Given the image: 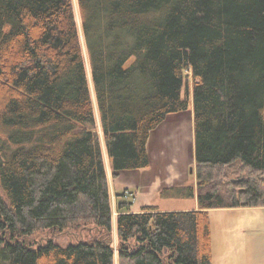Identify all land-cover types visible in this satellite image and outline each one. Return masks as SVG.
I'll use <instances>...</instances> for the list:
<instances>
[{
  "label": "trees",
  "instance_id": "trees-1",
  "mask_svg": "<svg viewBox=\"0 0 264 264\" xmlns=\"http://www.w3.org/2000/svg\"><path fill=\"white\" fill-rule=\"evenodd\" d=\"M76 1L0 0V264H212L209 211L264 206V0ZM188 73L196 181L159 193L198 208L113 203L101 141L111 175L149 166Z\"/></svg>",
  "mask_w": 264,
  "mask_h": 264
},
{
  "label": "rangeland",
  "instance_id": "rangeland-1",
  "mask_svg": "<svg viewBox=\"0 0 264 264\" xmlns=\"http://www.w3.org/2000/svg\"><path fill=\"white\" fill-rule=\"evenodd\" d=\"M73 2V8L76 11V16L78 20V4L76 0H72ZM81 32V31H79ZM82 36V33L80 34ZM81 43L84 45V55L86 53V68L88 77L90 79V68L87 67V52H86V44L83 43V38H81ZM89 65V61H88ZM91 82V81H90ZM192 77L188 73V76L184 79L183 84V91L182 95L186 97V95L189 98V108L186 111L182 112H175V116H170V120L168 123L164 124L163 127H161L160 130L164 129L166 126L168 127L165 131L167 134L168 141H171L169 143L164 151L162 152L163 160L164 157L168 156L169 159H166L164 162H157L153 161L154 163L146 168V171L148 172L147 175H151L154 177V175L159 171L163 174V176L166 175L164 167L167 165L168 169L172 173V175H175L176 173L180 172V175L178 179L180 178H189L191 181L193 180V174L195 173V156H194V133H193V127H194V121H193V110H192ZM94 97V93H93ZM174 113V114H175ZM174 128V129H173ZM160 130L158 132H160ZM153 132V131H152ZM150 133V138L148 140V143L152 145L153 143L156 144V147L160 146V135ZM173 138H176L177 141L180 142L181 140H184V142L181 144V149L177 146H173ZM176 139H174L175 143ZM167 141V140H166ZM104 154V160L106 167L109 166L108 160H106V153L104 144L101 141ZM148 145V144H147ZM161 150V149H160ZM180 150V151H179ZM177 155L174 157V154ZM171 156V157H170ZM171 160L169 163L168 161ZM161 166V169H158ZM192 168V172H190ZM161 170V171H160ZM107 172L109 170L107 169ZM194 181V180H193ZM164 187V186H163ZM138 196L135 200H133L135 206H138L139 203L143 202L144 199H146L147 202H151L155 205H159L160 207L164 208H179V207H187L192 204L191 199H185V198H175V197H167L163 198L160 196V193H143V190L139 188L137 192ZM112 195V194H111ZM113 197V195H112ZM133 197H131L132 199ZM113 199V198H112ZM139 207V206H138ZM116 214V211L114 212ZM210 214V226L213 229V249H214V257H213V264H264V206H261L260 208H250L249 210H238V211H223L222 208H214V210L209 212ZM261 221V223H259ZM252 225H255L254 227H251ZM258 225V226H256ZM248 227L247 240L248 243H244V241L240 242L239 245H233L231 243V240H236L237 237L233 236L236 234L237 231L241 228ZM250 228V229H249ZM222 230L223 232L229 233V240L227 245H223L222 240L224 239L223 236H221L219 233V230ZM96 234V231L92 229H83L81 231H72V230H64L59 231L57 229H44L36 232L34 235L31 236V243L34 246H38L41 244H46L49 241H54L58 244L64 245L68 242L70 243H76L78 240H87L90 237L94 236ZM262 243L256 242L258 239H262ZM114 249L116 250L118 241H116L115 237V230L113 232L112 240ZM262 245V247H261ZM238 263H235L238 261ZM117 263V256L115 257V264Z\"/></svg>",
  "mask_w": 264,
  "mask_h": 264
},
{
  "label": "crops",
  "instance_id": "crops-1",
  "mask_svg": "<svg viewBox=\"0 0 264 264\" xmlns=\"http://www.w3.org/2000/svg\"><path fill=\"white\" fill-rule=\"evenodd\" d=\"M176 113H171L168 114L166 116V118L164 119V121L162 122L161 125H159L157 128L153 129L152 135L155 133L158 135H160V146L158 145L156 147V144H152L150 145V143H147V147H148V152H149V158L151 159V163L149 166L144 167L143 169H131V170H124V171H119V174L117 175H111L110 172V164L107 167V169L109 170V183H110V189H111V194L113 195V203H117L118 201H120L122 199L123 196H121L122 191H124L125 189H128L132 194H134V197L132 199H130L132 201V205H131V211H142L144 209L145 206H157L158 210L160 211H168V210H175V211H179V210H191V209H197L198 208V203H197V199H196V195L194 197H191L190 201H192V204L190 206L187 207H179V208H164V207H160L159 205H155L151 202H147L146 199L143 200V202L139 203V207L135 206L133 200H135L138 196L137 192L139 190V188H141L143 190V193H148L150 191V193H159V190L163 187V186H170V185H178V184H190V183H194L195 180V173L192 175L193 176V180L191 181V179L189 180V178L185 179V178H180L178 179L180 172L176 173L175 175H172V173L170 172V170L168 169L167 165L164 167L165 169V173L166 175L163 176V174L161 172H157L154 177H152L151 175H147L148 172L146 171V168L150 167L154 162H164L166 161V159H169V157L165 156L164 160H163V156L161 155L162 152L164 151L165 147L171 143V141H168L169 139H167V134L165 133L166 129L168 127L171 126H166L164 127V129L160 130L161 127L164 126V124H166V122H168L171 118L170 116H175ZM171 124V122H168ZM174 129V128H173ZM160 130V132H158ZM173 138V146H178L180 149L182 147V143L184 142V140H181V144L179 141L176 142L174 141ZM167 140V141H166ZM166 145V146H165ZM161 149V150H160ZM180 151V150H179ZM177 155L174 154V157ZM171 157V156H170ZM107 160V159H106ZM171 160L168 161V163ZM109 163V160H108ZM161 169V166L158 168ZM161 171V170H160ZM191 173H193L190 170ZM187 199V198H185ZM250 208H260V207H255V206H249V207H238V208H222L223 211H238V210H246V209H250ZM214 209H211L210 211H212ZM209 211V212H210ZM261 223V221L259 222ZM255 225H252L251 227H254ZM258 226V225H256ZM248 227H244L239 229V231L236 232V234H234L233 236L237 237L236 240H231V243L233 245H239L240 246V242L244 241V243H248L247 240V229ZM250 229V228H249ZM221 236L224 237V239L222 240L223 245H227L228 244V240H229V233L227 232H223L221 229L219 230V233ZM211 237H212V249H213V229L211 228ZM263 238L262 239H258L256 242L262 243ZM262 247V245H261ZM263 248V247H262ZM213 257H214V249H213ZM213 261V259H212ZM214 262V261H213ZM212 262V264H213ZM238 261H236L235 263H238Z\"/></svg>",
  "mask_w": 264,
  "mask_h": 264
},
{
  "label": "built area",
  "instance_id": "built-area-1",
  "mask_svg": "<svg viewBox=\"0 0 264 264\" xmlns=\"http://www.w3.org/2000/svg\"><path fill=\"white\" fill-rule=\"evenodd\" d=\"M124 194H125L126 197L127 196H131V193L129 191H127V190L124 191Z\"/></svg>",
  "mask_w": 264,
  "mask_h": 264
},
{
  "label": "water",
  "instance_id": "water-1",
  "mask_svg": "<svg viewBox=\"0 0 264 264\" xmlns=\"http://www.w3.org/2000/svg\"><path fill=\"white\" fill-rule=\"evenodd\" d=\"M191 171H192V168H191ZM240 179H244V177L242 176L241 178L233 179V181L236 182L237 180H240Z\"/></svg>",
  "mask_w": 264,
  "mask_h": 264
}]
</instances>
